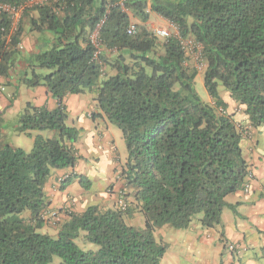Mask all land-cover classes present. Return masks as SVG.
Wrapping results in <instances>:
<instances>
[{"label": "trees", "instance_id": "1", "mask_svg": "<svg viewBox=\"0 0 264 264\" xmlns=\"http://www.w3.org/2000/svg\"><path fill=\"white\" fill-rule=\"evenodd\" d=\"M152 14L175 23L179 34L161 38L148 30ZM133 18L140 23L129 34ZM102 20L99 59L90 37ZM27 26L51 38L29 55L19 81L46 86L58 104L28 102L14 124L18 134L39 131L30 153L0 141V264H54L55 256L60 264H161L168 244L157 229H186L196 217L205 227L222 226L226 198L244 186L250 168L242 147L247 129L227 112L219 88L245 106L251 127L264 124V0H60L25 6L16 29L0 11V77L23 57ZM186 39L198 45L213 103L196 90ZM86 92L95 94L97 115L122 130L127 158L117 176L145 225L127 222L133 203L93 204L67 214L56 234L40 232L48 179L80 158L74 143L82 129L68 123L65 99ZM85 242L96 248L84 249Z\"/></svg>", "mask_w": 264, "mask_h": 264}, {"label": "crops", "instance_id": "2", "mask_svg": "<svg viewBox=\"0 0 264 264\" xmlns=\"http://www.w3.org/2000/svg\"><path fill=\"white\" fill-rule=\"evenodd\" d=\"M50 38L48 34L37 38L26 30L21 47L23 57L8 77H0V84L5 87L0 91L2 145L9 142L8 131H14L11 124L17 123L28 102L51 109L58 104L46 86L28 87L19 81L29 55ZM221 96L228 103L227 112L234 114L235 120L247 129L242 147L250 174L241 189L227 196L222 226L209 228L193 222L184 229L182 239H161L168 244L161 264H264V124L251 127L245 106L238 105L228 91ZM65 102L70 115L68 123L82 129L74 143L80 158L74 167L56 170L48 179L45 191L50 210L73 202V209L80 213L93 204L103 207L110 199H116L108 187L115 180H119L117 185L124 183L116 174L118 165L126 161L127 149L122 130L97 115L99 108L94 93L70 94ZM63 173L70 174L71 179L65 188L57 191L56 180ZM77 175L87 177L91 187L84 189ZM56 233L57 230L53 234ZM230 244L236 245V249H230Z\"/></svg>", "mask_w": 264, "mask_h": 264}, {"label": "rangeland", "instance_id": "3", "mask_svg": "<svg viewBox=\"0 0 264 264\" xmlns=\"http://www.w3.org/2000/svg\"><path fill=\"white\" fill-rule=\"evenodd\" d=\"M132 22L135 24L140 23L136 18H133ZM166 24H167L166 20H164L163 18H161L157 15L152 14L150 17V20L146 23V27H148L154 31V27L160 26V25H166ZM26 30L29 33L31 32L29 30V26L26 27ZM31 33H34L37 36V38L44 37V33H39V32H31ZM47 34L51 35V33H47ZM161 38H163V37H161ZM186 51H187V56H188V63L191 66H194L198 69L199 74L195 80L196 90L198 91L199 95L202 97V99L204 101H206V102L210 101V103H213L211 96L209 95L208 91L206 90V88L204 86L203 73L205 70V64L202 61L201 57L199 58V49H197L193 43H188L186 45ZM1 85H3V84H1ZM219 90H220L221 95H225L227 92V90H225V88L222 85H220ZM11 125L14 126V124H11ZM11 128H13V127H11ZM120 131H121V129H120ZM37 133H39V131H31V135H29V134H18L14 131H8V134H9V137H8L9 142L8 143H10L16 147H21L27 153H30L33 149L34 137ZM62 175H70V174L63 173ZM116 175H118V173ZM59 176H61V175H59ZM58 177H57V179H58ZM118 181L119 180H115V181L111 182L109 187H108V189H110V195L112 196L115 194L116 199L115 198L110 199L107 204L102 205L103 208H110V207L115 208V207H117V208H121V209H126L127 208V202L133 203L132 197H127V199H126L127 202L125 201L124 197H126L128 195H125L126 191L122 190V187H123L122 182L119 185H117ZM56 183H57V180H56ZM121 200L125 201V204H126L125 207H123L124 205H122V204L124 202L122 203ZM74 207H75L74 203L72 202L68 206L56 208V209H54L55 211H57V213L55 215H52V212H50V211H54V210H50V208H47L44 211L46 224L42 229H40V232H48V233H52V234L54 232H56V230H58V225L62 221H64V219L67 218V214L71 213L72 211H75L73 209ZM127 211L128 212L126 213L125 218L129 224H134V225L142 226V227L145 225V215L139 209V206L137 205L136 202L133 203V207L129 206V210H127ZM27 213H29V212H27ZM24 216L26 218L29 217L28 214H24ZM193 222L200 223V220L196 217ZM184 229L185 228H174V227L168 225V226H164L162 228L157 229L156 234H157L158 238H160V239H162V238L163 239H182V233H184ZM81 246L84 249H95L96 248V246L90 242H85V243L81 244ZM60 263H61V258L59 256H55L54 264H60Z\"/></svg>", "mask_w": 264, "mask_h": 264}, {"label": "built area", "instance_id": "4", "mask_svg": "<svg viewBox=\"0 0 264 264\" xmlns=\"http://www.w3.org/2000/svg\"><path fill=\"white\" fill-rule=\"evenodd\" d=\"M60 0H28L26 2L25 5L19 6V7H15L9 4H2L0 3V11H4L7 12L8 14H10V16L12 17L13 20V29H16L18 26V23L21 20L22 17V11L24 9L25 6H32V5H45V4H51V3H55L58 2ZM167 21V20H166ZM105 20H102L100 23L97 24L96 28L93 30V32L91 33V42L93 43V45L96 48V53L95 56L98 58L104 51V46H102L101 44V38H100V30L102 28V25L104 24ZM137 29V25L135 23H131L130 26L128 27L127 31L129 34H134L135 31ZM148 30H150L151 32H154L157 36L160 37H170L172 35H178L179 34V29L178 26L175 23H172L170 21H167L166 25H160V26H156L154 27V31L151 30L150 28L147 27ZM188 43H193L195 45V47L197 49L198 45H196L192 40L190 39H186L183 41L184 47L186 49V45ZM22 47V46H20ZM187 53V51H186ZM200 51H199V58L200 56ZM100 59V57H99ZM5 89L4 85L0 84V91H3ZM69 178V175H61L58 177L57 179V186H56V190L60 191L61 190V186L64 183V181H66ZM121 202L123 203L122 205H124L123 207L126 206L125 201L121 200ZM52 212V215H55L57 213V211H50ZM45 219V216H44ZM230 249L234 250L236 249V245L234 244H230L228 246Z\"/></svg>", "mask_w": 264, "mask_h": 264}]
</instances>
